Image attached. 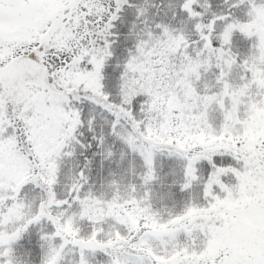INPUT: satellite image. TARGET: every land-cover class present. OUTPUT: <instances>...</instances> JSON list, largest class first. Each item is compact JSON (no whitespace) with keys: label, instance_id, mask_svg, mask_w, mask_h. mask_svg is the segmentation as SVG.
<instances>
[{"label":"snow or ice","instance_id":"obj_1","mask_svg":"<svg viewBox=\"0 0 264 264\" xmlns=\"http://www.w3.org/2000/svg\"><path fill=\"white\" fill-rule=\"evenodd\" d=\"M0 264H264V0H0Z\"/></svg>","mask_w":264,"mask_h":264}]
</instances>
